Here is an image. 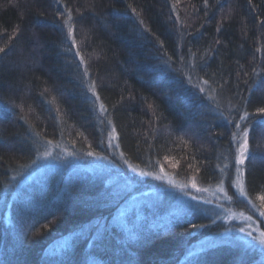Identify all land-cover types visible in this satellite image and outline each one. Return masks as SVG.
Returning <instances> with one entry per match:
<instances>
[{
    "label": "trees",
    "instance_id": "1",
    "mask_svg": "<svg viewBox=\"0 0 264 264\" xmlns=\"http://www.w3.org/2000/svg\"><path fill=\"white\" fill-rule=\"evenodd\" d=\"M0 49V264H245L225 244L188 255L189 215L125 232L77 160L38 171L53 143L104 155L111 125L131 163L212 184L238 124L264 211V0H0Z\"/></svg>",
    "mask_w": 264,
    "mask_h": 264
},
{
    "label": "rangeland",
    "instance_id": "2",
    "mask_svg": "<svg viewBox=\"0 0 264 264\" xmlns=\"http://www.w3.org/2000/svg\"><path fill=\"white\" fill-rule=\"evenodd\" d=\"M238 125V124H237ZM235 127L232 157L221 167L220 180L212 184H201L188 173L183 172L182 178L165 165L152 168H142L126 160L118 144L117 133L111 125L107 127L105 143L106 153L98 155L95 152L74 151L69 145L50 144L42 156L41 172L48 163L67 164L70 159L77 160L80 166L86 167L98 177H103L106 184L111 186L119 202L115 212L117 220L124 217L131 233H137L138 223L148 209L154 213L160 211V216H173L175 219L184 215L196 219L192 232L190 247L192 251L225 244L238 250L241 255L240 263L264 264V246L259 239L264 233V213L249 199L245 171L247 158L250 153L251 135L246 126ZM247 133V153L244 163L239 164L241 145L245 142ZM104 148V149H105ZM263 159V158H260ZM135 169V171H133ZM141 173H150L142 175ZM157 177H163L157 179ZM42 178V177H40ZM38 178V179H40ZM195 185V187H193ZM108 186V187H109ZM241 191L245 195H241ZM137 212L133 217L131 213ZM161 223H167L160 219ZM164 219V218H163ZM167 221V220H165ZM200 221L199 223H197ZM244 231L241 232L240 229ZM252 233L253 239L248 235Z\"/></svg>",
    "mask_w": 264,
    "mask_h": 264
},
{
    "label": "snow or ice",
    "instance_id": "3",
    "mask_svg": "<svg viewBox=\"0 0 264 264\" xmlns=\"http://www.w3.org/2000/svg\"><path fill=\"white\" fill-rule=\"evenodd\" d=\"M71 32V29L69 30ZM0 51H3V49H0ZM204 83L206 84L207 81H204ZM201 91H203V89H201ZM101 109L103 110V105H101ZM258 112L264 113V108H260L258 109ZM245 117H241V119H244ZM237 127H239V125H237ZM247 133L245 132V142L243 145H241V149H240V158L238 159V163L239 164H243L244 163V157L246 156L247 153ZM91 155V153H90ZM133 171H135V169H133ZM142 175H150V173H141ZM163 177H157V179H162ZM193 187H195V185H193ZM241 195H245V193H243V191H241ZM262 200H264V196L261 197ZM261 215H264V213H261ZM192 227H197L196 225H193ZM241 232L244 231L243 228L240 229ZM248 235L250 237H252V233L249 232ZM253 239H256V237H252ZM259 243L261 246H264V233L261 234V238L259 239ZM214 247V246H213Z\"/></svg>",
    "mask_w": 264,
    "mask_h": 264
}]
</instances>
